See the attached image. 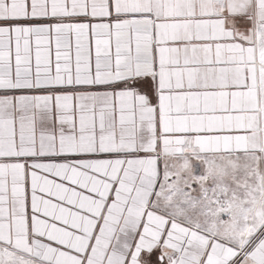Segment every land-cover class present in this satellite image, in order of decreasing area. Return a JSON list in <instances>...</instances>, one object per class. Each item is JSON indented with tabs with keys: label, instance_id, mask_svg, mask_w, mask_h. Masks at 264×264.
<instances>
[{
	"label": "snow or ice",
	"instance_id": "1",
	"mask_svg": "<svg viewBox=\"0 0 264 264\" xmlns=\"http://www.w3.org/2000/svg\"><path fill=\"white\" fill-rule=\"evenodd\" d=\"M0 264H264V0H0Z\"/></svg>",
	"mask_w": 264,
	"mask_h": 264
}]
</instances>
